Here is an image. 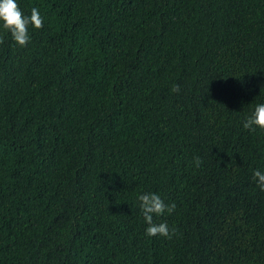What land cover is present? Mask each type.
<instances>
[{
	"label": "trees",
	"instance_id": "trees-1",
	"mask_svg": "<svg viewBox=\"0 0 264 264\" xmlns=\"http://www.w3.org/2000/svg\"><path fill=\"white\" fill-rule=\"evenodd\" d=\"M17 3L43 27L0 30V264H264V0Z\"/></svg>",
	"mask_w": 264,
	"mask_h": 264
},
{
	"label": "clouds",
	"instance_id": "clouds-1",
	"mask_svg": "<svg viewBox=\"0 0 264 264\" xmlns=\"http://www.w3.org/2000/svg\"><path fill=\"white\" fill-rule=\"evenodd\" d=\"M29 25L37 29L43 27V17L37 8L33 7L30 15H25L20 9L17 0H0V30L10 33L12 40L21 47L26 46L30 40ZM3 43V37L0 36V44ZM179 90L178 84H173L170 88L172 92H179ZM242 127L250 131L255 128L264 129V103L254 106L250 114L244 119ZM199 163L200 160L197 158L196 165L199 166ZM252 177L259 188L264 191V173L260 170H253ZM137 199L143 219L147 224L145 234L147 236L171 238L175 229L173 228L170 231L167 223H153V214L172 213L176 208L175 202L166 204L158 194L151 192L141 193Z\"/></svg>",
	"mask_w": 264,
	"mask_h": 264
}]
</instances>
